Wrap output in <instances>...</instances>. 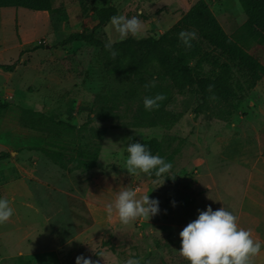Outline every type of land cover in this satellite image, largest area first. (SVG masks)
Instances as JSON below:
<instances>
[{"label": "rangeland", "instance_id": "374dc122", "mask_svg": "<svg viewBox=\"0 0 264 264\" xmlns=\"http://www.w3.org/2000/svg\"><path fill=\"white\" fill-rule=\"evenodd\" d=\"M198 1L54 0V12L0 7V63L16 64L0 68V100L13 103L0 114V151L11 152L0 161V197L14 210L0 224V264H75L81 253L98 264H124L129 257L140 264H190L179 251V232L206 206L225 208L250 230L262 242L250 264H264V79L230 121L199 110L195 94L176 92L166 105L179 113L174 123L151 124L142 114L140 87L107 75L98 48L64 42L72 32L91 30L96 6L138 14L143 28L136 37H144L166 32ZM207 1L229 34L264 4ZM97 34L121 40L110 21ZM250 50L264 63V46ZM24 107L44 116L31 119ZM90 115L94 120L73 136L58 124L80 126ZM89 137L96 142L91 152L99 149L95 166L92 158L76 166L69 157ZM150 139L161 141L174 178L127 171L126 144ZM49 151L66 154L67 167ZM125 188L136 198H157L158 213L127 224L115 209L109 215L107 205Z\"/></svg>", "mask_w": 264, "mask_h": 264}, {"label": "trees", "instance_id": "16d2710c", "mask_svg": "<svg viewBox=\"0 0 264 264\" xmlns=\"http://www.w3.org/2000/svg\"><path fill=\"white\" fill-rule=\"evenodd\" d=\"M9 6L48 12L59 8L54 6V0H0V7ZM94 15L97 23L91 30L72 32L64 42L79 40L98 48L97 57L107 75H112L119 82H132L143 90L144 97L162 95L163 99L158 101L159 107L152 110L144 108L142 98V114L151 124H158V121L174 123L173 117L179 116V113H173L166 105L176 92L195 94L200 99L199 110L219 120L230 121L249 93L264 79V63L250 50L254 44L264 46V4L229 34L212 12L209 2L199 0L159 36L129 35L126 39L113 42V48L118 50L116 57L105 49L104 45L108 42L105 36L103 39L97 33L104 32L110 17L118 15V7L113 4L96 6ZM181 30L196 33L190 46H186L178 36ZM206 63L211 65L209 70L205 68ZM15 66V63H0L3 69L13 70ZM152 81H155L154 86L151 85ZM136 87L133 89L136 90ZM12 104L8 99L0 100V114ZM23 110L31 119L44 116L30 107ZM93 120L94 117L90 115L88 121L80 126L67 120H59L58 124L73 136L75 130H85ZM94 131L91 128V132ZM140 142L146 144L153 154L164 155L159 139ZM95 143L90 137L88 142H78L77 155L69 159L76 161V166H82L92 158L91 166H95L99 151L97 148L94 153L91 152V148H96ZM49 154L60 165L67 167L66 154L59 151H49ZM10 156V151H0V161Z\"/></svg>", "mask_w": 264, "mask_h": 264}, {"label": "clouds", "instance_id": "9594fccd", "mask_svg": "<svg viewBox=\"0 0 264 264\" xmlns=\"http://www.w3.org/2000/svg\"><path fill=\"white\" fill-rule=\"evenodd\" d=\"M113 30L119 34L121 40L129 35L136 37L141 32L143 24L137 15L127 17L123 14L110 17ZM182 42L190 46L191 41L196 38L194 31L181 30L178 33ZM112 57L118 55V50L113 48V41L109 40L104 45ZM155 81L151 82L154 86ZM150 85H146L148 87ZM163 96H145L143 105L146 110L159 107L158 101ZM127 159L125 161L128 172H140L156 177L163 176L174 178L172 164L164 157L153 154L148 146L141 142L126 144ZM164 181V180H163ZM173 204L175 202L173 201ZM115 209L122 223H129L138 217L154 216L158 213V199L150 197L149 193L136 198L133 190L125 188L120 191L114 203L107 205L109 215ZM10 201L0 197V224L9 220L13 215ZM181 254L190 264H250L251 258L260 252L262 242L254 240L250 230L239 227L236 217L223 207L215 210L206 206L199 211L197 217L188 222L179 232ZM75 264H98L83 253L75 257ZM124 264H140L139 258L129 257Z\"/></svg>", "mask_w": 264, "mask_h": 264}, {"label": "crops", "instance_id": "0c3cea01", "mask_svg": "<svg viewBox=\"0 0 264 264\" xmlns=\"http://www.w3.org/2000/svg\"><path fill=\"white\" fill-rule=\"evenodd\" d=\"M9 7H16V6H9ZM18 7H20V6H18ZM36 11H38V12H48L47 10H36ZM19 34L21 35H23V33H22V29H20V32H19Z\"/></svg>", "mask_w": 264, "mask_h": 264}, {"label": "built area", "instance_id": "2783aa9c", "mask_svg": "<svg viewBox=\"0 0 264 264\" xmlns=\"http://www.w3.org/2000/svg\"><path fill=\"white\" fill-rule=\"evenodd\" d=\"M45 41V40H44Z\"/></svg>", "mask_w": 264, "mask_h": 264}]
</instances>
